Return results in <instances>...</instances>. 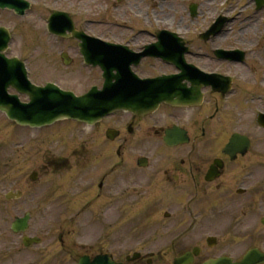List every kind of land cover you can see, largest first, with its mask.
I'll return each instance as SVG.
<instances>
[{"label":"flooded vegetation","instance_id":"obj_1","mask_svg":"<svg viewBox=\"0 0 264 264\" xmlns=\"http://www.w3.org/2000/svg\"><path fill=\"white\" fill-rule=\"evenodd\" d=\"M126 1L54 0L49 8L69 13L86 36L133 54L153 55L163 32L176 34L186 62L206 75L200 99L187 107L162 105L149 114L122 111L92 126L76 122L72 163L68 154L48 160L43 153L39 177L70 164L73 170L72 191L45 197L39 209L44 260L78 264L84 257L109 255L122 264H209L264 254V128L257 123L264 112V47L223 43L249 36L250 24L264 20V0H182L184 16L176 25L169 21L176 13L173 0ZM221 18L225 28L210 34ZM119 28L120 36L106 33ZM46 35L66 41L58 52L62 67L79 66L100 79L99 69L84 64L75 37ZM219 51H241L243 62L223 60ZM160 63L165 65L144 57L134 70L145 80L179 73L168 65L161 71ZM58 80V74L35 79L69 89ZM235 135L243 139L227 150ZM51 182L59 191V182ZM58 198L62 207L53 206Z\"/></svg>","mask_w":264,"mask_h":264},{"label":"rangeland","instance_id":"obj_2","mask_svg":"<svg viewBox=\"0 0 264 264\" xmlns=\"http://www.w3.org/2000/svg\"><path fill=\"white\" fill-rule=\"evenodd\" d=\"M32 1L38 5V8L28 18L19 19L12 13L0 12V25L11 28L15 35L12 48L14 52L12 51V53L23 57L27 53L33 52L31 65L36 71V79L50 80L58 74L59 80L67 87L78 92L87 91L91 84L98 83L97 75H93L95 72L91 73L90 71H83L86 73H82L79 66L71 69L61 66L58 52L66 44V41L52 39L46 35L45 23L42 20V15L46 14H43L42 9L39 8L43 0ZM181 2L182 0L172 1L175 4L176 13L171 12L169 21L175 25L180 23L184 16V7L180 6ZM263 26L264 20L259 17L258 20L250 24L249 36H244L249 40L239 39L234 43L238 37L236 36L235 39L223 40V43L228 41L235 47H241L245 42H249L248 47H252L256 42L252 48L259 49L260 46L264 45L262 40ZM96 29L101 30L100 28ZM106 33L109 36H120L124 31L119 28L111 30L110 33L108 30ZM107 35L106 37H108ZM241 41H243L242 44ZM73 56L78 60L79 56H75V52H73ZM160 69L163 72L167 71L166 66L160 67ZM74 131L76 132L75 125L67 122L61 123L51 130H24L14 126L4 116L0 115V264H47L43 258V245L31 250H23L24 248L20 246L19 236H13L9 227L15 217L21 216L25 211H32L34 214L30 234L40 235L41 217L39 209L43 206L45 197L52 199L54 196L57 197L60 194L63 196V194L72 191L70 183L73 170L70 166L60 170L59 176H54V173L47 177L42 176L36 185L29 183V176L41 167V157L45 151H50L49 155L55 154L56 157L68 154L72 163L73 159L69 149L72 146L73 137L71 135ZM51 181L59 182L57 183L61 186L59 191H54L53 184L55 183ZM16 189L24 190L25 199L18 202H6L5 194ZM61 191L63 192L61 193ZM63 204H65L63 199L58 198L53 206L62 207Z\"/></svg>","mask_w":264,"mask_h":264},{"label":"water","instance_id":"obj_3","mask_svg":"<svg viewBox=\"0 0 264 264\" xmlns=\"http://www.w3.org/2000/svg\"><path fill=\"white\" fill-rule=\"evenodd\" d=\"M15 0H11L14 2ZM0 7H8V0H0ZM13 8V7H12ZM17 13H22L17 9ZM3 45L0 44V49H2ZM3 69H0L2 72ZM2 79V78H1ZM6 80V79H2ZM10 83H7L4 86L0 85V95H2V87L6 89V86H9ZM162 87H159L161 89ZM111 91H114L111 86H108L107 89L102 92H94L93 94L87 95L84 98L78 100H72L70 97L62 96V98H57V102L54 100L52 103L49 101H45L43 99V94L41 92H36L35 89H29L27 93L32 98V103L30 105H19L11 100L2 101L0 100V110L7 113L9 118L16 120L21 125H29V126H41L51 122H54L58 119L62 118H79L83 120L87 115H99L104 111L108 110V106H118L120 104V96L118 93L115 95H111ZM169 95L163 93L159 90L158 94V102H153L154 104H158L159 102L166 100ZM99 98H103L101 102H99ZM46 106H49L50 114L48 116L43 115L45 113ZM36 113H40L41 118H36L34 115ZM43 113V114H42ZM29 217L27 216L24 219H19L13 226L14 230L24 231L27 228ZM95 264H113L109 262H97Z\"/></svg>","mask_w":264,"mask_h":264}]
</instances>
